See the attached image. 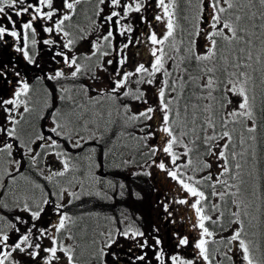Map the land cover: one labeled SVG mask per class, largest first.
Wrapping results in <instances>:
<instances>
[{
	"label": "snow or ice",
	"instance_id": "1",
	"mask_svg": "<svg viewBox=\"0 0 264 264\" xmlns=\"http://www.w3.org/2000/svg\"><path fill=\"white\" fill-rule=\"evenodd\" d=\"M84 2L0 0V17L10 25L0 24V39L10 35L22 40L23 46L16 50L28 63L36 64L35 55L30 53L38 43V29L57 36L42 43L60 49L52 59L62 66L44 78L99 81L104 73L108 79L104 88L87 84L78 90L59 88L58 99L68 105L67 110L46 100L51 125L36 130L25 118L35 111L33 88L14 73L17 80L11 98L0 97V264H21L17 255L28 257L33 264H80L81 244L77 241L81 236L72 229L84 216L70 215L67 207L77 201L83 204L85 197L97 202L126 195L141 198L121 180L107 178L119 176L120 171L98 174L106 159L110 169L135 167L138 170L130 174L145 177H152V169H156L175 182L184 197L172 202L194 210L193 228L198 237L191 242L187 236L175 234L176 251L168 254L158 228L146 233L123 211L119 218L104 217L112 226L94 232L90 238L88 248L98 264H108L109 258L112 264H120V256L109 251L119 238L132 242L129 264H153V258L156 264H264V253L256 256L259 245L249 238L245 227L249 217L257 219L253 208L264 226V171L258 168L257 138L253 135L257 131L258 79L264 87V0H183L188 13L183 16L177 15L181 0H94L95 19L87 17V29L73 23L80 14L78 6ZM152 3L158 10L152 19L163 25L159 35L144 15ZM134 13L148 28L135 41ZM180 19L189 26H181ZM90 36L95 38L88 40L89 51L76 55V46ZM198 41L202 51L197 48ZM140 43L147 45L152 59L147 66L136 63L126 70L130 46ZM192 65L198 75L192 74ZM109 67H113L111 72ZM71 92L82 94L86 102H77ZM259 110L264 113V92ZM38 119L45 116L40 114ZM109 132L118 140L134 142L122 145L127 153L109 147L115 143ZM89 142L95 144L85 153ZM96 145L102 149L99 159ZM70 149L80 151L73 155ZM25 159L29 171L35 169L54 190L45 192L35 182H29L30 188H21L19 182L28 181L22 171ZM54 162L59 163L58 170L52 167ZM214 165L216 172L212 171ZM81 171L82 177L73 175L67 186L61 185L58 178ZM36 189L42 191L41 196L35 195ZM229 204L235 210H228L226 227L222 206ZM49 206L56 219L43 222ZM162 207L166 218L171 217L169 204ZM229 228L230 234L224 235ZM80 231L88 240L87 228ZM190 244L192 256L187 258L180 250ZM135 248L140 254H135Z\"/></svg>",
	"mask_w": 264,
	"mask_h": 264
},
{
	"label": "flooded vegetation",
	"instance_id": "2",
	"mask_svg": "<svg viewBox=\"0 0 264 264\" xmlns=\"http://www.w3.org/2000/svg\"><path fill=\"white\" fill-rule=\"evenodd\" d=\"M149 2H152V0H149ZM94 6V0L93 2H88V0H85V2L78 6V11L80 14L75 18L73 23H78L81 28L87 29L89 26V21L87 17H92L95 19L94 16H92ZM107 11V10H106ZM158 10L155 7V4L152 3V7L148 8V10L144 13L148 17V20L151 22L153 26V30L157 32L159 35V31L162 30L163 25L160 23V26H158L159 22H156L154 19H152L154 13H157ZM138 14H132V25L135 29V32L133 35V40L135 41L136 37L141 36V33H146L148 31V28L145 23L139 22L135 17ZM14 19H18L17 17L13 16ZM23 19H27V16H25ZM0 24H3L4 26H9L7 24V21L0 17ZM37 45L35 48H31V45L29 47L31 48V53L35 55L36 57V64H30L28 61L23 57L22 53L17 51L16 49L18 47L23 46L22 40H18L15 37H11L10 35H6L4 38L0 39V72L3 73V76L0 77V97L4 99L11 98L13 91L16 87V80L17 77L14 75V73L18 72L20 76L27 80L28 83L32 86L33 92L31 93L32 99H33V108L36 110H43L40 113L44 114L45 111H48L45 109V101L47 100L48 103L54 105L58 108H64L67 110L68 105L64 104L58 99V96L60 93L58 92V89L61 87L69 88V89H79L81 85H84V81L86 78L81 77L79 79L73 80L71 78L67 80H61L59 82L56 81H49L46 77L48 74L53 73L55 70L59 69L62 64L56 63L53 61L52 56L54 55L55 51H58L60 49L54 48L50 45H44L42 43L43 39H57L56 35L49 36V34L42 32L40 29L37 30ZM94 36H90L88 39L81 41L77 46L75 50L76 55H80L81 53H87L89 51V43L88 40L94 39ZM62 39V37L60 38ZM118 41H123L122 37H117ZM67 51V50H65ZM137 52L139 54L137 55ZM147 45L145 43H140L139 45H133L130 46L128 50V65L126 67V70H131L129 65L131 62H134L136 58L140 57L141 55L147 54ZM59 57H56V60H59ZM114 67V66H113ZM113 67H110L111 70H113ZM102 75L104 73H101ZM51 94L49 97L48 94ZM72 96L78 95L77 92H71ZM41 105L38 109L35 107ZM22 110V109H21ZM40 113L33 114H26V120H29L28 117H32L33 121L35 122V125L38 124H44L45 119L41 120L38 119V116ZM23 171V169H22ZM20 186L22 185V181L19 182ZM169 185L167 186V188ZM22 188V187H21ZM172 195L171 190H161V193H165ZM160 195V193H157ZM158 203V202H157ZM163 203V202H160ZM169 204V210L172 212L171 217H167V213L164 210H161L157 213V219L158 221H163L164 225L162 228L165 229V232L162 230L159 231V237L161 238L163 242V247L166 251V253L171 254L176 251L175 245H176V236L175 234H179L181 236H187L191 242H194L196 239V230L193 228V224L195 223V214L194 210L189 208L187 205H180L178 203L168 202V199L164 204ZM154 217V216H153ZM152 219V217H151ZM156 219L157 224H160ZM153 220V219H152ZM174 221V222H173ZM119 226V225H116ZM161 228V225H160ZM152 232L148 231L147 233ZM132 242L126 241L123 238H119L118 244L113 245V248L109 251H115L120 256V264H129V256L128 248ZM122 249V250H121ZM140 249L135 248L134 252L135 254H140ZM181 254L187 258H191L192 256V247L191 244L181 249ZM17 259H20L21 264H33V262L30 260V262L26 263L24 258H21L19 255L16 256ZM218 259H223L222 257H217ZM108 264H112L111 258L108 260ZM153 264H156L154 258H153ZM224 264H229L228 261H225Z\"/></svg>",
	"mask_w": 264,
	"mask_h": 264
},
{
	"label": "rangeland",
	"instance_id": "3",
	"mask_svg": "<svg viewBox=\"0 0 264 264\" xmlns=\"http://www.w3.org/2000/svg\"><path fill=\"white\" fill-rule=\"evenodd\" d=\"M180 9L181 10L184 9L183 0H181L180 8L177 10V15H178V11ZM245 23H247V21ZM180 25L183 26V27H188L189 26L185 21H182L181 19H180ZM158 26H160V23H158ZM162 30H163V28H162ZM162 30L159 31V34L162 32ZM177 38L179 39V31H178V34H177ZM200 43H201L200 41L197 42V48H198V50L202 51V49L200 48ZM151 59H152L151 56L147 52L146 56H145V54H143V55H141V58L138 57V58H136V60L134 62H131L129 67H130V69H132L133 64H136V63H145L146 66H147L148 62ZM108 71L109 72L112 71L110 69V67L108 68ZM100 75H101V80L93 81V80H90V79H85V80H83L84 84L91 85L94 88H104V87H106L108 85L107 76H106V74H103V75L100 74ZM259 83L260 82H259V79H258V84ZM91 95H95V93H91ZM73 99L76 100L77 102H86V97H84L82 94L73 96ZM233 99L235 101L236 98H233ZM149 100H150V102L154 101V96L152 95L151 92H149ZM40 106L41 105H38L35 108L38 109ZM136 110H137V107L133 106V111H136ZM41 111H43V110H41ZM41 111L36 110L33 113H31V114L34 115L35 113L37 114V113H40ZM93 111H95V109H93ZM43 115L45 116L44 124L40 123L38 125L34 124L35 122L33 121L32 117H28L29 120L32 122V126L36 130H39L42 126H50L51 125V120L47 118L48 117V111H45ZM105 116L107 117V115H105ZM81 135L87 136V133L81 132ZM114 140H118L116 138V136H114ZM118 141L120 143L121 139H119ZM94 144H95V142H89V144L84 149V152L86 153L87 150L89 148H91ZM96 147H97V145H96ZM109 147H111V145H109ZM69 151L73 155H75V153L77 151H80V150L73 151V150L70 149ZM100 152L101 151H99V149H97V158L98 159H99V153ZM16 158L20 159V156L17 155ZM25 161L27 162L26 159H25ZM52 161H55L54 157L52 158ZM41 167H43V165H41ZM52 167L54 169L58 170L60 168V165H59L58 162H54L52 164ZM83 167H84V165L81 162V169L82 170H83ZM24 168H25V170H24ZM24 168H23V171L25 172V176L28 178V181H22L21 187L22 188H30L31 185H30L29 182H35L36 184H39V185L42 186L43 191H46L47 188L44 185V181H45L44 177L40 176L35 169H32L31 171H29L28 163L26 164V166ZM137 170L138 169H136L134 167H129L126 170L110 169V168H108L107 160H105L103 168L97 170L98 174L101 173V172L108 173V172H112V171H120L121 174L119 176L112 177L111 175H109V176H107V178L108 179L115 178V179L121 180L123 183H125L128 186V189H129L130 192H139L141 198H136L133 195H126L123 198L117 196L112 201H101V203L107 204L106 202H110L111 204L110 205L108 204V205L112 206L111 207L112 211L118 210L119 214L121 212H123V211H126L128 214L131 215V217L133 219L136 220L137 225L139 227H141L142 230H144L146 233L148 231H152L153 228H158L159 231L162 230L163 232H165V229L162 228V226L164 225V222L163 221H161V222L158 221L157 213L159 211H161V210H164L162 205L164 204V202L167 201V199H168V202H172L174 199L183 198L184 194L177 190V185L175 184V182L171 181L163 173L158 172V170L152 169L153 176L146 178L145 179L146 181L144 180L145 176H132L130 174L131 172L137 171ZM212 171L213 172L217 171L215 165L213 166ZM45 175H47V171H45ZM73 175L82 177L83 176V171L77 172V173H69L65 177L58 178V179L60 180V183L63 186H67V181L70 180ZM47 183L50 184L51 186L53 185L52 183H50V182H48L46 180V184ZM168 185H169V187L167 188ZM166 189L167 190H171L172 191V193H171L172 195L167 194V192H165L164 194L161 193V190L165 191ZM157 193H160V195L157 194ZM35 195L37 197L41 196L42 195V191L40 189H36L35 190ZM77 202H80V201H77ZM83 202H97V201H94V200H92L90 198L85 197ZM160 202H163V203H160ZM231 210L232 211L235 210V207L233 205H232V209ZM46 211H47V215L42 217V221L43 222H54L56 217H55V214L51 212L50 206L48 208H46ZM14 214H16V213H14ZM254 216L257 217V219L260 218L259 217V213L257 211H255ZM104 217L105 216L101 215L100 220H103ZM151 217H152L153 220L151 219ZM25 218H27L26 214H25ZM118 218H119V215H118ZM8 219H11V216H9ZM156 219H157V221L160 224H157ZM160 225H161V228H160ZM40 226H43V223H41ZM107 227H111V225H108V224L105 223V227H103V221H102V223L100 225V231L105 230ZM231 227H234V225L231 226ZM262 228L264 229V226H262ZM217 231H219V229H217ZM229 234H230V228H229V231L224 232V235H229ZM197 237H198V232L196 231V238ZM43 243H44L45 247L48 246V242L46 240ZM69 243H71V242L69 241ZM88 252L91 253V250L88 251ZM262 253H264V252H263V250L260 249L255 254H256V256L257 255L261 256ZM85 254L88 255L87 252H85ZM24 260H25L26 263L30 262V259L28 257H26V256H25ZM89 260H91L90 261L91 264H97V260L93 259L92 255L89 258ZM41 264H42V262H41ZM80 264H82V262H80Z\"/></svg>",
	"mask_w": 264,
	"mask_h": 264
},
{
	"label": "trees",
	"instance_id": "4",
	"mask_svg": "<svg viewBox=\"0 0 264 264\" xmlns=\"http://www.w3.org/2000/svg\"><path fill=\"white\" fill-rule=\"evenodd\" d=\"M185 14H188L183 10H179L178 11V16H183ZM241 15H243V13H239ZM182 21H184L183 19H181ZM246 21H243V23H245ZM257 25H259L261 23V21L257 18V20L255 21ZM180 23V21H179ZM179 31V30H178ZM260 29L257 28L256 32L257 35L260 34ZM191 72L193 75H198V72L196 70V66L192 65L191 66ZM262 92H264V87H262L260 85V83L258 84V80H257V87L255 89V95L257 97L256 99V105H257V112H256V117H257V131L256 133H254L253 135L256 136V142H255V147H256V158L257 160L260 162L258 165L259 170L264 171V113H262L259 110L260 107V97ZM135 106V105H134ZM113 118H115V114L113 115ZM107 117L105 116V120L107 121ZM103 124V122H102ZM40 126V125H39ZM114 130H115V126H113ZM129 131H133L132 129H129ZM108 135H113L112 132H109ZM246 135H248L246 133ZM113 141L115 142L114 145L110 144L111 147H114V150L119 153L121 151H124L125 153L128 152L127 149H124L122 147L123 144H132L134 142L132 141H128V140H124L121 139L120 143L118 140H114V136H113ZM97 149H99V151H102V149L100 148L99 145H97ZM103 151H107V148H104ZM134 155V153H132ZM137 160L142 161V157L140 156H136ZM107 162L109 163V160L106 159ZM116 162H119V159L117 158ZM27 162L25 161V166H26ZM24 166V167H25ZM109 168V167H108ZM135 168V167H134ZM25 170V168H24ZM148 178V177H144V180ZM146 181V180H145ZM44 185L46 186L47 190L45 192H51L52 190H54L53 185L51 186L50 184H46V180L44 181ZM62 185V184H61ZM107 204L101 203V202H83V204H81V202H75L74 205H69L67 207V211L74 217H79L81 215L84 216V219L79 221L78 226L73 227L72 231L74 233H76L77 235L81 236V239H79L77 242L81 244V249L78 250V259L80 262H82V264H91V260H89V258L91 257V254L88 252L91 249L88 248V244L90 242V238L92 236V234L96 231H100V225L103 221V227H105V223L108 225H111L107 220L103 219L100 220L101 215L105 216V217H116L118 218L119 212L118 210H114L112 211V206H109L111 203L110 202H106ZM257 203H259L257 201ZM109 204V205H108ZM223 210H225L226 215H225V226L228 227L227 225V219H228V210L232 209V205L229 204L226 207L223 206L222 207ZM7 211V210H6ZM255 208L252 209V215L254 216L255 214ZM259 219H252V217H249L246 221H245V227L249 232V238L253 239L254 242L256 244L259 245V248L261 250H263L264 252V229L262 228V226L259 224ZM249 221H251V223H249ZM112 226V225H111ZM121 226V225H119ZM86 227L88 230V234H89V238L88 240H85L83 238V233L80 231L82 228ZM122 227V226H121ZM252 233H255V236L252 235ZM99 239V237H97ZM85 252L88 253L85 254ZM260 255H257V257H259ZM98 264V262H97Z\"/></svg>",
	"mask_w": 264,
	"mask_h": 264
}]
</instances>
